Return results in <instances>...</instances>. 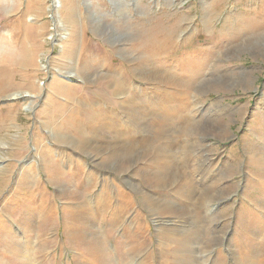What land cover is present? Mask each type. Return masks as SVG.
<instances>
[{
    "label": "rangeland",
    "instance_id": "1",
    "mask_svg": "<svg viewBox=\"0 0 264 264\" xmlns=\"http://www.w3.org/2000/svg\"><path fill=\"white\" fill-rule=\"evenodd\" d=\"M60 4L0 0V264H264V0Z\"/></svg>",
    "mask_w": 264,
    "mask_h": 264
},
{
    "label": "bare ground",
    "instance_id": "2",
    "mask_svg": "<svg viewBox=\"0 0 264 264\" xmlns=\"http://www.w3.org/2000/svg\"><path fill=\"white\" fill-rule=\"evenodd\" d=\"M60 1H61V0H56V3H57V4H60ZM60 5H61V4H60ZM56 6H57V5H56ZM58 7H59V6H58ZM134 31H136V30H134ZM139 32H140V31H139ZM137 33H138V32H137ZM138 36H139V35H138ZM141 36H142V35H141ZM143 74H144V73H143ZM145 75L148 76L147 74H145ZM144 77H145V76H144Z\"/></svg>",
    "mask_w": 264,
    "mask_h": 264
}]
</instances>
